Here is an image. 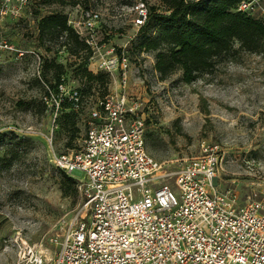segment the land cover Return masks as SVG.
Listing matches in <instances>:
<instances>
[{
  "label": "rangeland",
  "instance_id": "rangeland-1",
  "mask_svg": "<svg viewBox=\"0 0 264 264\" xmlns=\"http://www.w3.org/2000/svg\"><path fill=\"white\" fill-rule=\"evenodd\" d=\"M135 1L28 0L20 17L0 20L9 42L40 57L37 63L34 55L16 58L0 50V264H19L23 247L45 244L79 207L77 192L71 193L48 153L78 147L88 114L61 109L53 117L45 91L59 80L90 98L124 90L139 102L147 151L167 161L169 174L198 155L203 144H217L225 162L221 188H235L240 200L264 189V53L234 41L231 57L212 72L185 82L176 68L161 78L153 68L154 52L141 46L154 34L153 22L143 29L133 24ZM142 1L151 12H169L162 0ZM257 2L252 15L264 18V0ZM87 10L100 14L96 51L78 47L73 52L66 33L53 37L37 24L57 13L69 25ZM110 47L128 59L123 83L119 71L95 67L99 52ZM88 72L101 76L91 79Z\"/></svg>",
  "mask_w": 264,
  "mask_h": 264
},
{
  "label": "built area",
  "instance_id": "built-area-1",
  "mask_svg": "<svg viewBox=\"0 0 264 264\" xmlns=\"http://www.w3.org/2000/svg\"><path fill=\"white\" fill-rule=\"evenodd\" d=\"M257 1L242 0L237 8L252 14ZM27 2L0 0V20L20 17ZM131 6L140 27L148 8L142 0ZM99 16L87 10L68 22L92 51L99 47ZM0 50L40 61L35 51L9 42L1 28ZM114 51H98L95 67L119 71L123 83L128 59ZM48 97L54 118L62 101L88 114L78 147L48 153L49 162L75 179L79 207L45 244L23 247L19 264H264V189L240 200L235 188H221L225 162L217 144H203L169 174L167 161L147 151L140 104L124 90L90 98L61 82Z\"/></svg>",
  "mask_w": 264,
  "mask_h": 264
},
{
  "label": "trees",
  "instance_id": "trees-1",
  "mask_svg": "<svg viewBox=\"0 0 264 264\" xmlns=\"http://www.w3.org/2000/svg\"><path fill=\"white\" fill-rule=\"evenodd\" d=\"M240 1L242 0H162L168 13L155 12L154 8L151 12L148 9L146 21L139 29L152 21L155 32L141 42V46L144 50L154 52L153 68L160 73L161 78L176 68L181 71L185 82L194 80L202 73L212 72L220 62L231 57L234 41L241 48L264 53V18L238 10ZM33 12L37 14V10L34 9ZM37 24L53 37L66 33L73 43V52L78 47L87 48L90 52L89 46L67 24L66 16L52 13L41 18ZM87 75L91 79L101 76L90 72ZM61 82L63 81L59 80L51 88L47 87L46 94H55L57 85ZM61 109L75 111L66 101L61 102ZM2 138L3 134L0 133V141ZM58 170L67 180L71 193H76L75 179L64 170Z\"/></svg>",
  "mask_w": 264,
  "mask_h": 264
}]
</instances>
